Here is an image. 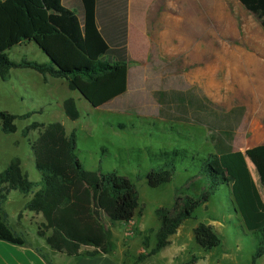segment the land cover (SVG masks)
<instances>
[{"label":"trees","instance_id":"16d2710c","mask_svg":"<svg viewBox=\"0 0 264 264\" xmlns=\"http://www.w3.org/2000/svg\"><path fill=\"white\" fill-rule=\"evenodd\" d=\"M239 1L259 18L264 28V0ZM125 3L126 0H0V77L6 79L12 68H30L41 73L44 79L47 76L63 78L69 89L79 91L94 107L124 93L129 68ZM51 35L65 36L87 62L68 63L55 54L46 41L40 47L51 52L53 60H14L8 56V50L21 42ZM196 92L193 87L185 91L153 92L163 106L204 126L208 131L206 140L214 151L204 153L200 169L193 174L203 180L198 193L177 188L171 206L155 209L159 222L154 232L155 243L150 246L145 236L146 252L139 254L133 264L168 245L170 235L193 217L195 210L224 182L229 183L235 210L245 229L259 238L250 264H255L264 253V203L248 166V162L254 166L264 186V144L244 151L234 150L233 136L244 109L239 106L226 111L205 96L199 99ZM63 109L71 120L80 117L73 96L64 99ZM30 115L31 112L18 115L1 110V131L14 133L17 129L15 119ZM31 129L38 131L32 152L41 178L31 180L28 172L22 169L20 158L14 157L0 171V205L11 191L25 196L31 194L24 207L42 214L44 220L37 226V235L51 249L69 256L112 254L113 243L106 223L111 225L133 219L140 206L135 184L117 170L86 169L77 155L75 128L67 132L60 121H33L22 134L27 135ZM196 156V152L187 154L184 148L151 155L154 163L145 174L147 184L155 188L171 182L178 164H185L184 171H188ZM193 232L195 243L202 251H209L222 242L221 235L206 221H199ZM0 239L18 245L28 243L1 211ZM35 248L45 257L38 246Z\"/></svg>","mask_w":264,"mask_h":264},{"label":"rangeland","instance_id":"374dc122","mask_svg":"<svg viewBox=\"0 0 264 264\" xmlns=\"http://www.w3.org/2000/svg\"><path fill=\"white\" fill-rule=\"evenodd\" d=\"M241 6L244 8L242 4ZM167 17L171 22L179 19L178 21L182 23L181 14L175 12L174 9L168 10ZM249 19L257 23L259 22L256 17H249ZM51 37H39L33 39L29 44L15 45L8 50V55L11 59L15 60L23 57L37 61L53 60L54 56L51 52H48L45 48H39L45 41L46 43H50L48 39ZM170 41L172 44H177L178 42L174 38H171ZM150 44L143 43L142 45H138L135 44L134 39H131V42L128 44L129 53L131 55L134 53L135 55L142 56L150 49L152 55H148L147 59H152L154 55L161 53V47L160 45H153V43ZM227 47H229V51L233 52L240 49V45L237 44H231L230 46L218 45V51ZM60 48L66 53L67 61L76 63L74 62L75 60L78 61V64H85L86 61L82 59L80 54H75L76 49L73 46L72 50H70L61 41ZM190 49L182 51L183 58L189 56L190 51L193 50V46ZM192 53L195 55L194 51ZM159 56L161 57L160 54ZM133 64V67L139 68L142 73L145 72L146 67L157 68L158 70L164 69L166 74L178 67L184 69L186 71L185 74L194 68L192 60L187 59L177 66V60L171 58L167 60L165 57L163 60H151L147 66L145 61H141L138 64L134 62ZM223 66H225V60H219L218 63L209 62L205 67L193 71L190 77L204 81L208 88L217 93L227 86V78L230 73L229 69H224ZM10 74L11 78L9 81L4 82L0 78V111H9L10 113L19 115L31 111V116L28 118H16L15 124L17 129L14 133L6 134L0 129V171L14 157H19L21 167L28 172L29 178L33 181H39L41 174L34 166L32 152V143L36 139L38 131L31 129L24 136L22 132L26 126L33 121L44 123L63 121L67 130L77 127V155L86 169L117 170L119 173L130 177L135 184L139 193L140 210L142 212V216H137V219L147 229L145 236H148L150 246L154 245V232L157 228L156 225H158L154 213L155 208L160 204L171 202L176 188L185 189L188 193L194 194L198 193L203 185L202 180L194 178L193 176L195 175L193 174L196 170L200 169L204 153L209 152L210 148L214 151L213 146L210 147L209 141L205 138L206 135L204 133L206 130L195 129L193 126V129L190 130L179 121L174 120H169L167 123L162 124H153L146 120L147 117L157 118L158 108L151 107L149 95L146 94L149 91L147 89H150L151 86L147 85V87L143 88L137 86L135 74L131 75L130 89L127 95L121 98L122 100L120 101L122 102L120 107H123L124 112L128 114H125L122 110H120L121 113L118 111L114 113L104 112L96 108L90 109L79 91L67 89L65 97H75L81 114L79 119L88 124L86 128L80 125V121L71 120L64 115L59 106L56 109L53 108L56 105L55 98L57 97L50 92V85L43 83L41 74L24 68L11 69ZM193 78L186 79V82H188L185 85L186 88H189V83L192 84ZM160 79L156 78L157 81L162 82V87L171 88L179 86L177 80L181 81L182 77L175 74L170 77L167 75L163 76V81ZM20 80H24L27 84H22ZM137 81H140L139 76ZM119 124H122V126ZM157 133L168 135L170 137L169 141L173 143L172 145L176 144L179 148H184L187 154L191 153L190 148H193L197 156L188 171L182 170L181 165L178 164L177 175L171 183L164 184L158 188H152L146 183L145 174L150 169L148 146L158 145L156 136H154V140L151 142L153 134ZM187 176H192L189 182L184 181ZM13 196L15 197L14 202L8 207V212L11 216L13 215V218L9 220L11 224L16 222L17 216L14 213L18 209H22L24 202L22 195L15 194ZM234 211L236 210L234 204L231 202L229 183L224 182L219 190L208 199L205 205H201L195 210L193 217L185 220L178 227L177 231L170 235L169 238H172L173 243L180 244V247L176 251V246L171 248V256L166 254L161 256L157 253L140 264H250L259 238L242 227ZM199 221L213 223L222 238L220 245L209 251H202L198 247L195 243L193 229ZM119 223L116 222L111 225L109 222L106 223L113 243H115V239L112 237L110 229L120 228ZM22 224L23 230L19 231L22 232L27 241L35 242L40 240L35 223L24 220ZM128 229L130 230L131 228ZM136 238L135 240H137ZM129 260L131 262L134 260L132 254L129 256ZM168 261L169 263H167ZM255 264H264V254L255 261Z\"/></svg>","mask_w":264,"mask_h":264},{"label":"crops","instance_id":"0c3cea01","mask_svg":"<svg viewBox=\"0 0 264 264\" xmlns=\"http://www.w3.org/2000/svg\"><path fill=\"white\" fill-rule=\"evenodd\" d=\"M238 1L126 0L127 53L129 58L127 89L124 93L115 96L114 98L97 107L92 106L87 101V99L82 96L85 99L87 105L90 107V109L96 108L104 112L107 111L116 113L117 111L120 112V110L124 112V110L122 109L123 107H120L122 105V102L120 101L122 100L121 98L127 95L130 89L131 75L135 74L137 86H141L142 88L147 87V85L151 86L150 89H147L149 91L145 92L147 95H149V103L151 107L156 109L158 108L157 118H146V120H148L149 122L153 124H162L167 123L169 120L179 121L181 124H183L184 127H187L190 130L193 129L192 126L195 129H205L206 132L204 134L207 135L208 131L204 126L195 123L192 118H186L184 115L176 113L173 108H166L165 106H163V104H161V102H159V100H157V98L153 94L154 91H167L171 89L185 91L193 87L197 91L196 96L199 99L200 97L202 98V96H205L208 100L218 104L226 111L235 109L239 106L244 109L242 119L240 120L233 136L232 147L234 150L244 151L246 148L264 144V28L261 27L262 25L260 24L259 18L254 13L247 10L245 7L242 8V3L239 1L241 3L240 4ZM169 9H174L175 12L181 14L180 18H182V23L178 21L179 19H176L174 22H171L169 20V18L167 17ZM249 17H256L259 22L257 23L256 21H251ZM51 36L52 37L48 40L50 41L53 52H55V54H57L59 57L66 59V53L61 50L60 43L61 41L65 43V45L70 50H72V44L63 35ZM171 38L177 39V44H172L170 41ZM131 39H134L135 44L138 45H142L143 43H153V45H160L161 53H157L152 59H147L148 55H152L150 49L148 50V52H146L145 55L142 56L135 55L134 53L133 55H131L128 50V44L131 42ZM23 43L29 44L31 43V41H24L17 45H22ZM231 44L240 45V49L233 52L229 51V47H227L226 49L223 48V50L218 51V45L230 46ZM191 46H193V50L190 51L188 57L183 58L181 54L182 51H185V49H190ZM39 48L41 47L39 46ZM193 51L195 55H193ZM75 54H80L82 59L87 62V60H85V57L79 51L76 50ZM159 54L161 55V57L159 56ZM164 57L167 58V60L168 58L177 60V66H179L180 63H183L187 59L192 60L194 62V68L193 70H190L185 74L186 71L178 67L177 69H173L172 71H169L168 74H166L164 72V69L158 70L157 68L152 69L146 67L145 72L142 73L139 68L133 67L134 62L138 64L141 61H145V64L147 66L149 65L151 60H163ZM23 58L30 59L27 57ZM219 60H225V66H223V68H227L230 71L227 78V86L223 87L219 92L216 93L211 88H208L207 84H205L204 81L190 77L191 73L196 69L205 67V65H207V63L209 62L218 63ZM47 61L50 60L38 62ZM67 62L70 64L78 65V61L75 60L74 62L76 63H71L70 61ZM10 71L6 79H2L0 77L2 81L6 82L10 80ZM175 74H177V76L179 77H182L181 81L179 79L177 80L179 86H173L171 88L162 87V82L156 80V78L158 77L161 78V81H163V76L167 75L170 77L174 76ZM41 76L43 83L49 84L50 92L55 94V96L57 97L55 98L56 105L53 108L56 109V107L59 106L62 110V113L66 115L63 109V101L67 97H65V95L67 89H69L67 81L63 78H56L51 76H47L46 79H44L42 74ZM138 76L140 81H137ZM183 76L185 77V79ZM191 78H193V82L192 84L189 83V88H186L185 85L186 83H188L186 82V79ZM141 80H143L142 84ZM20 82H22V84H27L24 80H20ZM124 113L128 114L126 112ZM171 113L175 115L170 116ZM174 117H178L179 119H174ZM79 118L74 121H80V125L86 128L88 124L82 122V120H80ZM60 122L63 123V121ZM119 125L122 126V124ZM73 128H76V131L78 130L77 127ZM73 128H71L70 130H66L67 132H70ZM154 136H156L158 145L148 146L150 167L154 163V161H151V158H154V156L151 157V155L156 153L158 154L159 152H163L165 150L179 148L176 144L172 145L173 143L169 141L170 137L168 135L158 133L153 134L151 142L154 140ZM190 150L192 154H195L196 151L193 148H190ZM209 152H212V148H210ZM9 162L7 163V165L9 164ZM248 166L254 182L256 183L260 197L264 203V186L260 183L259 176L254 166L250 162H248ZM181 167L182 170L185 169V166L183 164L181 165ZM177 171L178 169L176 170V174L173 180L177 175ZM189 177L190 176L185 177L184 181L189 182L191 180V178ZM194 178L202 180V178L200 177ZM175 191L173 192V199L171 202L167 204H160L157 207L171 206L174 201ZM15 194L22 195L24 198V202L22 205V209H18L14 213L17 216L16 222L14 224H11L9 220L10 218H13V215L11 216V214L8 212V207L10 206V204H12V202H14L15 197L13 195ZM30 196L31 194L25 196L17 191H11L5 201L0 205V211L6 215L7 221L15 228L16 231L23 230L22 223L24 220L26 222H33L36 226H38V224H40L44 220L41 213H36L33 211L26 212L29 210H26L24 206ZM207 201L202 205H205ZM231 202L233 204L232 196ZM234 212L237 215V218L239 219L242 227H244L245 229L241 216L238 212ZM19 213H21L20 217ZM137 216H142L140 206L133 219L128 222L119 223L120 228L118 229H110L112 237L115 239V243H113L111 239L113 243L112 254L101 253L92 257L81 255L69 256L51 249L46 244L45 240L40 236H38V238H40L39 241H28V243L25 245L13 244L0 239V264H133L135 258L139 254H141L142 252H146L143 247V240L145 231H147V229H145L143 225L138 222ZM210 224L213 225V223ZM158 225L156 226L158 227ZM127 227L131 228L132 230H129ZM135 238L137 240H135ZM169 240L170 243L158 252L159 255L164 256L166 254L171 256V248L173 246H176V251L177 248L180 247L179 243H173L172 238H169ZM36 246H38L40 250L45 254V257H43L42 254L36 250ZM131 254L134 256V260L132 262L129 260V256ZM144 260L139 261L136 264H140ZM167 263H169V261Z\"/></svg>","mask_w":264,"mask_h":264}]
</instances>
